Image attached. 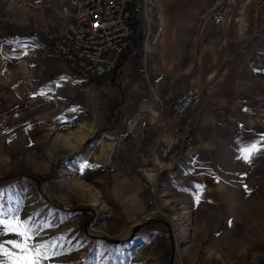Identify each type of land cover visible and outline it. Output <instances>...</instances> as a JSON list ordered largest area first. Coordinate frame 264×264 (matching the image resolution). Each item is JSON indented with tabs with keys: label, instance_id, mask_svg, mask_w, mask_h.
Returning <instances> with one entry per match:
<instances>
[{
	"label": "rangeland",
	"instance_id": "rangeland-1",
	"mask_svg": "<svg viewBox=\"0 0 264 264\" xmlns=\"http://www.w3.org/2000/svg\"><path fill=\"white\" fill-rule=\"evenodd\" d=\"M46 1L55 8L64 2ZM242 6L241 12L230 6L228 23L252 55L241 85L246 102L235 129L218 139L208 134L210 147L173 148L176 161H149L137 171L139 182L127 175L122 157L97 165L59 150L49 164L47 148L57 141H10L0 130V214L31 237L0 225L5 251L24 255L9 241L49 245L41 264H264V0H242ZM39 11L0 0V69L2 57L14 69L19 59L25 63L26 52L5 44L34 42L30 31H44L38 42L51 47V25L38 24ZM223 14L215 10V19ZM7 74L0 70V77ZM107 77L94 82L105 84ZM105 95L108 109L116 110L120 99ZM252 145L257 150L245 160ZM0 260L12 264L2 254Z\"/></svg>",
	"mask_w": 264,
	"mask_h": 264
},
{
	"label": "crops",
	"instance_id": "crops-1",
	"mask_svg": "<svg viewBox=\"0 0 264 264\" xmlns=\"http://www.w3.org/2000/svg\"><path fill=\"white\" fill-rule=\"evenodd\" d=\"M232 4L245 10L242 0H152L146 40L123 53L100 85L67 68L49 45L38 42L44 31H30L34 36L27 39L34 42L5 44L7 50L26 52V66L19 59L15 70L1 58L8 74L0 77V130L10 141H57L47 148L49 164L59 150L97 165L122 157L127 175L139 182L137 171L149 161L174 163L173 148L210 147L208 134L218 139V133L235 129L246 102L241 85L252 55L240 32L229 27ZM58 6L37 13L41 27L63 26ZM215 10L224 12L217 20ZM187 90L199 93V102L181 117L173 115V97ZM108 92L120 99L116 110L110 104L108 109Z\"/></svg>",
	"mask_w": 264,
	"mask_h": 264
},
{
	"label": "built area",
	"instance_id": "built-area-1",
	"mask_svg": "<svg viewBox=\"0 0 264 264\" xmlns=\"http://www.w3.org/2000/svg\"><path fill=\"white\" fill-rule=\"evenodd\" d=\"M41 11L52 5L46 0H21ZM152 0H64L56 14L62 27L48 31L52 51L78 75L97 79L115 70L120 57L136 51L146 40L145 25ZM194 90L175 95L172 113L181 117L199 102ZM173 264H180L177 260Z\"/></svg>",
	"mask_w": 264,
	"mask_h": 264
},
{
	"label": "snow or ice",
	"instance_id": "snow-or-ice-1",
	"mask_svg": "<svg viewBox=\"0 0 264 264\" xmlns=\"http://www.w3.org/2000/svg\"><path fill=\"white\" fill-rule=\"evenodd\" d=\"M256 145H252L249 149L245 150L244 159L248 160L250 156L256 151ZM199 199V197H197ZM0 225H2L8 232H18L19 235L28 237L26 231L20 230L21 225L19 222H6L0 214ZM13 247L21 249V252L24 253L22 256H15L12 253L5 251L4 246L0 245V254L8 257L12 261V264H41L42 259L48 258V248L49 245L39 244L35 247H30L25 241L24 244L16 243L15 241H9ZM0 264H4L3 260H0Z\"/></svg>",
	"mask_w": 264,
	"mask_h": 264
},
{
	"label": "trees",
	"instance_id": "trees-1",
	"mask_svg": "<svg viewBox=\"0 0 264 264\" xmlns=\"http://www.w3.org/2000/svg\"><path fill=\"white\" fill-rule=\"evenodd\" d=\"M123 56H124V55H122V56L120 57L119 62H118V64H117L116 67H115V70L117 69L118 65L120 64V62H121ZM58 207H59L60 209H62V206L59 205Z\"/></svg>",
	"mask_w": 264,
	"mask_h": 264
},
{
	"label": "bare ground",
	"instance_id": "bare-ground-1",
	"mask_svg": "<svg viewBox=\"0 0 264 264\" xmlns=\"http://www.w3.org/2000/svg\"><path fill=\"white\" fill-rule=\"evenodd\" d=\"M149 176H151V174Z\"/></svg>",
	"mask_w": 264,
	"mask_h": 264
}]
</instances>
